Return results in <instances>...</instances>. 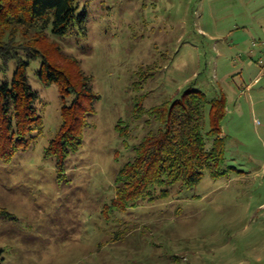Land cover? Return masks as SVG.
<instances>
[{"label": "rangeland", "instance_id": "1", "mask_svg": "<svg viewBox=\"0 0 264 264\" xmlns=\"http://www.w3.org/2000/svg\"><path fill=\"white\" fill-rule=\"evenodd\" d=\"M79 4L86 25L57 38L64 53L54 58L65 67L64 56L76 59L100 99L60 181L57 160L45 155L61 128L62 96L57 84H43V60L31 63L44 132L12 161L0 159V208L11 214L0 217L4 263L264 264V0ZM16 67L0 59V84ZM189 89L225 98L232 171L220 179L206 171L196 187L177 185L167 199L109 212L120 169L159 127L148 114L135 117L137 100L148 111Z\"/></svg>", "mask_w": 264, "mask_h": 264}, {"label": "trees", "instance_id": "2", "mask_svg": "<svg viewBox=\"0 0 264 264\" xmlns=\"http://www.w3.org/2000/svg\"><path fill=\"white\" fill-rule=\"evenodd\" d=\"M88 18V10L81 9L79 0H0V59L6 69L12 61L17 65L13 80L0 84L1 160L12 161L44 132L41 97L28 76L31 63L41 58L43 84H57L62 96L61 128L45 156L57 160L58 179H64L66 161L81 149L88 116L96 112L94 102L100 95L92 87L93 78L76 59L64 56L69 60L65 67L54 57L64 53L57 38L69 35L77 26L84 29ZM69 97H73L71 102L67 101ZM225 112V98L209 101L194 89L148 111L137 100L135 117L148 114L159 127L142 139L134 148V158L120 169L109 212L125 211L146 200L154 202L157 197L167 199L170 188L177 185L182 189L196 187L206 171L214 179L227 176L232 170L225 167L226 143L221 126ZM117 129L123 137L127 135L122 121ZM0 217L11 214L0 208ZM4 262L0 251V264Z\"/></svg>", "mask_w": 264, "mask_h": 264}]
</instances>
